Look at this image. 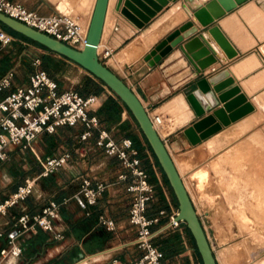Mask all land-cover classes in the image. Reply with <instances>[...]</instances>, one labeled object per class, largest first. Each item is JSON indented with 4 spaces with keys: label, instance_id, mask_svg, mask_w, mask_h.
Listing matches in <instances>:
<instances>
[{
    "label": "crops",
    "instance_id": "obj_1",
    "mask_svg": "<svg viewBox=\"0 0 264 264\" xmlns=\"http://www.w3.org/2000/svg\"><path fill=\"white\" fill-rule=\"evenodd\" d=\"M11 1L18 2L26 9L41 16L56 12L77 16L74 12L79 13L87 9L85 12L86 22L89 21L94 3V0H77L75 5H72L70 0ZM110 1L112 0H109L106 9L98 52L102 47L107 25L108 36L104 41L105 48L114 44L118 47L134 35L124 48L107 60V63L113 61L114 64L104 63V65L135 94L149 116H160L161 121L157 126L156 133L174 164V156L199 147L231 125L238 128V123L251 115L248 114L229 126L222 127L217 134L192 146L183 131L199 118L194 116L185 96L195 89L196 81L207 79L226 70L247 100L257 107H262L264 63L257 55V51L261 47L260 49L264 53V47H262L264 45V0H246L206 27L217 26L227 39L236 54L230 59L226 58L219 50L207 31L201 29L197 22H192L187 11L182 8L185 5L189 10H194L205 0L168 2L161 12L148 23L149 25L147 24L148 26L141 30H137L119 11H116V0H113L111 4ZM173 9H176L177 15H169ZM188 21L198 29V34H202L206 43L215 51L217 59L213 64L198 73L178 47L173 48L153 67L147 66L144 56L141 60L135 59L143 49L160 36L165 34L163 37L165 38ZM153 26L155 29L153 28L152 31ZM136 33L138 34L135 35ZM144 34L145 36H143ZM195 35L197 34L184 39L183 42H187ZM13 39L16 46L19 45L22 48L26 46L41 54L35 52L28 56L21 53L15 58L0 54V76L7 70L13 71L10 87L0 92V99L15 87L27 84V76L31 71L30 58H39L40 68L57 83L58 91L73 90L82 97L93 95L98 99L97 107L90 111L89 115H94L98 120V128L108 131L114 140L118 141L122 138L131 140L132 147L137 151L140 167L145 170L148 176L150 171L148 163L145 162L146 158L141 156L140 142L133 136L131 124L127 120L126 111L123 110L120 102L90 74L65 59L63 60L65 63L74 66L78 73L82 74L74 86L67 78L64 80L69 84L65 83L61 86L60 80L56 78V75H53L49 66L50 59L60 56L41 52L39 48L20 38ZM44 58L48 59L46 64L41 63ZM173 105H177V109L172 108ZM220 106L219 103L216 109ZM208 114L209 112L205 113V115ZM134 126L136 127L135 123ZM82 131V126L78 124L74 127H58L51 135L42 133L33 141L30 150L20 151L18 148H14L10 151L8 159L0 163L1 203L15 192L17 187L23 185L25 180L38 176L40 166L35 156L44 158L62 152H68L71 156L68 166L45 178H38L33 184L31 194L24 201L10 208L5 216H0V230H5L10 225L12 218L21 212L34 214L47 200L55 202L67 200L61 206L56 221L57 228L62 230L63 238L54 240L50 234L36 230L34 233L22 236L17 241L21 248V253L17 258L8 257L0 264H81L82 262L110 264L112 260H115L117 264H128L140 255V251L131 244L135 234L127 223L130 199L125 192V187L129 180H119L118 176L123 173V170L119 167L117 160L104 156L100 149L94 147L97 131L93 130L86 142H80L78 136ZM81 178H88L91 184L101 182L105 185V189L95 205L88 208L87 216L70 199L78 190ZM148 207L146 217L154 218L158 210H148ZM99 215L114 222L115 232H107L97 224ZM166 219L167 214L151 228L156 229L163 226ZM3 245L4 241L0 240V247ZM165 247L164 245L157 246L161 252L163 249L167 250ZM90 258L95 259L90 261ZM161 262L162 260L160 264H162Z\"/></svg>",
    "mask_w": 264,
    "mask_h": 264
},
{
    "label": "built area",
    "instance_id": "obj_2",
    "mask_svg": "<svg viewBox=\"0 0 264 264\" xmlns=\"http://www.w3.org/2000/svg\"><path fill=\"white\" fill-rule=\"evenodd\" d=\"M0 13L74 50H81L83 47L88 22L81 23L77 16L60 12L41 16L11 0H0ZM13 41L14 39L0 28V48L9 46ZM108 53L106 49L102 54L96 52L98 60L102 63L101 59L106 58ZM30 67L27 84L15 87L0 99V163L8 159L12 149L30 150L33 141L40 134L51 135L58 127L81 125L83 131L78 136L80 142H86L92 131L96 130L94 147L100 149L104 156L117 160L123 170L118 176L119 180H129L125 187L130 199L127 223L135 234L131 244L140 251V255L128 264H160L162 253L154 240L180 223L173 220L175 213H172L167 217L165 225L151 228L165 216V212L160 210L154 218L146 217L154 191L153 186L148 183L145 170L140 167V160L131 140L122 138L116 141L108 131L98 128L97 118L89 115L98 104L95 96L82 97L73 90L58 91L57 83L40 68V60L37 57L30 58ZM12 78V70H7L0 76V92L10 87ZM147 116L153 128L160 124V116ZM35 159L40 166V173L35 178L25 180L23 185L17 187L15 192L0 203V216H5L10 208L31 194L33 184L38 178H45L71 162L68 152L44 158L35 156ZM104 189L105 185L101 182L91 184L88 178H81L78 190L70 199L87 216L88 208L95 205ZM66 201L47 200L38 212H21L13 217L8 228L0 230V240L4 241V245L0 247V263L8 257L17 258L21 253L17 241L36 230L50 234L54 240H61L62 230L57 228L56 221L59 210ZM97 224L107 232H115L114 222L103 215L97 217ZM180 239L182 240V237ZM92 260L94 259L90 258V261ZM110 264L117 262L112 260Z\"/></svg>",
    "mask_w": 264,
    "mask_h": 264
},
{
    "label": "rangeland",
    "instance_id": "obj_3",
    "mask_svg": "<svg viewBox=\"0 0 264 264\" xmlns=\"http://www.w3.org/2000/svg\"><path fill=\"white\" fill-rule=\"evenodd\" d=\"M76 2L77 0H70L72 5ZM86 11L87 9L74 12L83 24L87 20ZM107 36L108 25L99 52L102 54L106 49L109 53L106 58L101 59L102 63H107L134 37L128 38L118 47L114 44L105 48ZM164 36L165 34L143 49L135 59L141 60ZM11 37L17 38L15 35ZM260 48L257 55L264 63V53ZM35 52L37 51L26 46H16L14 42L0 49L2 56L12 58L21 53L31 56ZM60 58L62 57L50 59L52 73L60 80L61 86L69 84L64 78L74 86L82 73L79 74L77 68ZM112 63L114 64L113 61H108L107 65ZM261 104L262 107L253 104L254 111L238 123V128L231 125L199 147L174 156L178 173L185 183L216 264H264V99ZM121 106L125 110L122 104ZM126 117L131 124L133 136L140 142L141 156L146 158L145 162L150 169L148 183L153 186L154 194L148 210H163L168 217L176 213V201L127 111ZM166 223L167 219L163 225ZM154 243L156 246L166 245L167 250L163 249V253L161 252L162 264H198L183 223L166 230Z\"/></svg>",
    "mask_w": 264,
    "mask_h": 264
},
{
    "label": "water",
    "instance_id": "obj_4",
    "mask_svg": "<svg viewBox=\"0 0 264 264\" xmlns=\"http://www.w3.org/2000/svg\"><path fill=\"white\" fill-rule=\"evenodd\" d=\"M245 1L205 0L194 10H189L185 5L182 8L187 11L192 22H197L201 29L207 31L219 50L230 59L236 54L224 35L215 25L206 27ZM168 2L175 3L176 0H116L115 9L137 30H141ZM107 4L108 0H94L81 50H74L1 13L0 25L76 64L99 81L126 108L146 141L176 201L173 220L183 223L188 230L201 264H216L189 195L140 101L127 85L97 58L96 48L100 42ZM194 34L197 35L183 42ZM175 47L179 48L198 73L217 59L215 51L206 43L203 35L198 34V29L188 21L160 40L144 56L147 66L153 67ZM185 100L194 116L199 118L183 131L192 146L254 111L253 104L240 92L226 70L196 81L195 89L185 96ZM219 103L221 106L216 109ZM208 112L209 114L205 115Z\"/></svg>",
    "mask_w": 264,
    "mask_h": 264
},
{
    "label": "trees",
    "instance_id": "obj_5",
    "mask_svg": "<svg viewBox=\"0 0 264 264\" xmlns=\"http://www.w3.org/2000/svg\"><path fill=\"white\" fill-rule=\"evenodd\" d=\"M0 27H2L3 30H4L6 33H8L9 35H11V36L15 35L17 38H20V39H22V40H25V41L29 42L30 44H32V45H34V46H37V47H39V48H41V49H43V50H45V51H47V52H49V53H52V52H50L49 50L45 49L44 47H42V46H40V45H38V44H36V43H34V42H32V41H30V40L24 38V37H22L21 35H19V34H17V33L12 32L11 30L7 29L6 27H4V26H2V25H0ZM52 54H54V53H52ZM60 57H61V56H60ZM62 58H63V57H62ZM63 59H65V58H63ZM65 60H67V59H65ZM47 62H48V59L44 58L43 61H42L41 63L46 64ZM45 72H46V71H45ZM46 73H47V72H46ZM47 74H48V73H47ZM117 101H118V100H117ZM123 107H124V106H123ZM124 109L126 110L125 107H124ZM126 111H127V110H126ZM127 112H128V111H127ZM130 117H131V116H130ZM131 119H132V117H131ZM132 120H133V119H132ZM133 122H134V120H133ZM134 123H135V122H134ZM135 124H136V123H135ZM136 127H137V126H136ZM141 136H142V135H141ZM142 138H143V136H142ZM143 141H144V143L146 144V146L148 147V145H147L146 141L144 140V138H143ZM148 149H149V147H148ZM149 151H150V149H149ZM150 152H151V151H150ZM152 157H153V159H154V161H155V164H156L157 168H159V166H158V164L156 163V160H155V158H154L153 155H152ZM159 170H160V168H159ZM161 175H162V178H163L164 182L167 183L166 180H165V178H164V176H163V174H162V172H161ZM184 231H185V234H186L187 237H188V240L191 242L192 250H193L194 254H195L196 257H197L198 264H201V261H200V259H199V256H198V254H197V252H196V250H195V246H194L193 240H192V238H191V236H190L188 230L185 228V226H184ZM177 241H178V238H177Z\"/></svg>",
    "mask_w": 264,
    "mask_h": 264
},
{
    "label": "bare ground",
    "instance_id": "obj_6",
    "mask_svg": "<svg viewBox=\"0 0 264 264\" xmlns=\"http://www.w3.org/2000/svg\"><path fill=\"white\" fill-rule=\"evenodd\" d=\"M113 1V0H112ZM112 1H110V4L112 3ZM108 2H109V0H108ZM107 7H108V4H107ZM177 8H178V6H177ZM178 13H176V9H173V10H171V12L169 13V15H172V16H174V15H177ZM174 18V17H173ZM166 19V18H165ZM160 21V20H159ZM158 21V22H159ZM163 22V21H162ZM164 23H166V22H164ZM155 26H157V25H155ZM104 27V26H103ZM165 27V26H164ZM153 28L155 29V27L153 26L152 27V31H153ZM159 28V27H158ZM159 30V29H158ZM151 31V32H152ZM157 31V30H156ZM162 31V30H161ZM102 32H103V30H102ZM150 32V33H151ZM160 32V31H159ZM145 33V32H144ZM147 33V32H146ZM161 33H163V32H161ZM148 34V33H147ZM152 34V33H151ZM102 36V35H101ZM143 36H145V34L143 35ZM151 36V35H150ZM151 38V37H150ZM152 39V38H151ZM150 39V40H151ZM155 40H156V38H155ZM154 41V40H153ZM136 42V41H135ZM140 42H142V41H140ZM154 43V42H153ZM99 44H100V42L98 43V45H97V48H96V52H98V50H99ZM134 44H136V43H134ZM141 45V44H140ZM145 46V45H144ZM142 49V48H141ZM172 108H174V109H177V105H173L172 106ZM251 114V113H250ZM250 116V115H249ZM157 126H159V125H156V126H154V130L156 131V129H157ZM173 162V161H172ZM173 165H174V167H175V169H176V166H175V164H174V162H173ZM179 168V167H178ZM176 171H177V173H178V170L176 169ZM178 175H179V177H180V174L178 173ZM192 175H193V173H192ZM191 175V176H192ZM194 175H196L195 173H194ZM193 177V176H192ZM195 177V176H194ZM180 179H181V177H180ZM181 181H182V179H181ZM182 184H183V186H184V188H185V190L187 191V189H186V186H185V183H183V181H182ZM187 193H188V191H187ZM196 214V213H195Z\"/></svg>",
    "mask_w": 264,
    "mask_h": 264
}]
</instances>
